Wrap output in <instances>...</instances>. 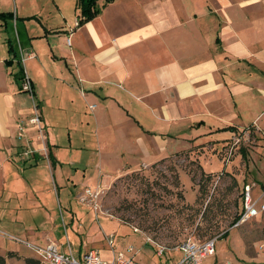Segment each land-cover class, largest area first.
Listing matches in <instances>:
<instances>
[{
    "label": "crops",
    "instance_id": "obj_1",
    "mask_svg": "<svg viewBox=\"0 0 264 264\" xmlns=\"http://www.w3.org/2000/svg\"><path fill=\"white\" fill-rule=\"evenodd\" d=\"M34 2L0 0V231L68 247L77 257L88 248L74 251V244H92L68 242L62 224L64 216L69 223L75 217L74 189L107 183L121 167L189 156L193 144L213 151L239 127L258 126L264 136V0H97V13L76 26L57 0L44 14L54 16L47 26L32 12ZM20 71L38 104L43 144L26 122L31 104L19 89ZM61 120L63 127L89 128L93 163L89 156L81 171L71 160L69 131L66 153L55 143ZM53 197L67 207L59 213L62 228L49 212ZM40 222L51 226L38 229ZM59 228L63 240L56 239ZM136 238L129 252V243L113 249L141 264L134 253L150 244ZM175 261L167 256L161 262Z\"/></svg>",
    "mask_w": 264,
    "mask_h": 264
},
{
    "label": "rangeland",
    "instance_id": "obj_2",
    "mask_svg": "<svg viewBox=\"0 0 264 264\" xmlns=\"http://www.w3.org/2000/svg\"><path fill=\"white\" fill-rule=\"evenodd\" d=\"M57 1L63 13L72 16V23L76 17V13L73 14L74 0ZM31 7L32 12L51 26L54 16L49 20L44 17L48 8L52 7L50 0H35ZM70 25H66L67 30L73 28ZM30 104L31 115L26 122L34 126L35 136L43 144L44 130L38 104L31 98ZM33 107L40 121L37 124L29 121L33 117ZM63 121H59V124ZM260 124L264 127V120ZM61 126H56L59 132L55 143L59 145V150L66 153L65 135L69 131V149L73 154L71 160H75L74 166L81 171L82 163H89V156L93 163V149L87 147L90 143H86L89 128L86 124H76L74 127L65 125L68 129L62 126V134ZM232 133L213 151L206 147L199 150L198 145L194 147L192 143L191 149L196 151L189 156L176 153L162 159L156 157L146 167L140 165L136 170L121 167L119 173L107 183L74 189L71 193V214L75 216L72 223L65 216L62 223L59 213L63 208L67 211V207L62 203L58 205L53 197L49 209L51 218L56 219L55 226L62 228L61 223L65 226L68 242L73 243L71 237H74L76 241L82 238L92 244L79 248L76 243L71 250L97 249L100 259L106 261L110 259V250L105 244L104 235L112 233L114 247L129 243L135 248L139 243L138 235L141 241L148 238L152 247L159 245L166 250L188 236L200 240L214 238V254L203 258L200 264H264V213L237 226L231 223L239 210L242 183L253 185V195L264 188V136L255 125L236 128ZM205 143L196 141L195 144L204 146ZM183 144L188 148V142ZM73 145L76 147L73 148ZM43 158L49 165L47 159ZM119 162L115 160L112 169ZM86 187L99 191L96 210L87 205V199L83 203L78 200ZM41 226L47 230L51 223L40 222L38 229ZM132 227L137 229V234L132 232ZM61 228L55 235L59 240H63ZM18 236V231L10 228L0 231V255L6 264H23L25 257L36 259L24 246V242L28 241L19 240ZM150 245H142L140 251L134 253V258L141 264H162L165 257L177 260L180 255L179 252L164 250L162 256L157 257Z\"/></svg>",
    "mask_w": 264,
    "mask_h": 264
},
{
    "label": "built area",
    "instance_id": "obj_3",
    "mask_svg": "<svg viewBox=\"0 0 264 264\" xmlns=\"http://www.w3.org/2000/svg\"><path fill=\"white\" fill-rule=\"evenodd\" d=\"M74 25H77V17L74 19ZM69 36L70 33H68L65 37L66 45H69ZM27 56H32V53H29ZM19 89L26 92L29 97L33 99L30 79L23 71L19 81ZM88 107L92 108L93 105H89ZM34 108L35 107H33V109ZM29 121L35 124L40 122L35 109L33 112V117ZM98 192L99 191L97 190L86 187L82 190L78 200L80 203H83V201L87 199V205L93 210H96ZM239 198L240 206L237 213V218L233 222L235 226L264 213V188L261 189L259 193L253 195L252 184L243 183L240 188ZM131 230L133 232H138L137 229L133 227ZM104 240L110 250V259L108 261L100 259L97 250L93 248H88L87 250L80 253L77 257H74L68 247L66 250L61 251L52 242H47L44 245L24 242V246L32 253L34 258H36L38 262L42 264H139L135 262L131 256H128L122 251H115L113 249V234L105 235ZM143 240L145 242H150L148 238H144ZM213 243L214 238L200 240L194 238L193 236L186 237L179 243L169 248V250L178 251L180 253L178 259L172 264H200L203 258L212 256L214 254ZM155 247V254L157 256L167 249L159 245H155ZM125 250L127 252L131 251V245H127Z\"/></svg>",
    "mask_w": 264,
    "mask_h": 264
},
{
    "label": "trees",
    "instance_id": "obj_4",
    "mask_svg": "<svg viewBox=\"0 0 264 264\" xmlns=\"http://www.w3.org/2000/svg\"><path fill=\"white\" fill-rule=\"evenodd\" d=\"M97 0H74V8L77 10V25L82 24L87 21L93 15L97 13V8L95 6ZM110 0H102V2L106 3ZM1 16H5L4 14H0ZM22 76V71H20L19 78ZM231 131H234V127H230ZM199 189V186H198ZM237 218V215L232 219L231 223H233ZM37 259H33L31 257H25L23 259V264H37ZM0 264H6L4 261V257L0 255Z\"/></svg>",
    "mask_w": 264,
    "mask_h": 264
}]
</instances>
